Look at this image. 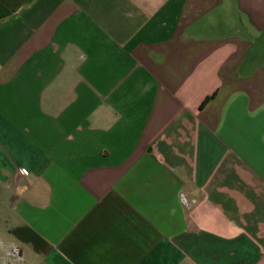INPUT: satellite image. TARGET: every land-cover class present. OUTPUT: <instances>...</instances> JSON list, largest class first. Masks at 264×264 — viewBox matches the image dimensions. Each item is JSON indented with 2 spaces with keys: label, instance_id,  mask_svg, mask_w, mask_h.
Segmentation results:
<instances>
[{
  "label": "crops",
  "instance_id": "obj_1",
  "mask_svg": "<svg viewBox=\"0 0 264 264\" xmlns=\"http://www.w3.org/2000/svg\"><path fill=\"white\" fill-rule=\"evenodd\" d=\"M14 247L264 264V0H0V264Z\"/></svg>",
  "mask_w": 264,
  "mask_h": 264
},
{
  "label": "built area",
  "instance_id": "obj_2",
  "mask_svg": "<svg viewBox=\"0 0 264 264\" xmlns=\"http://www.w3.org/2000/svg\"><path fill=\"white\" fill-rule=\"evenodd\" d=\"M20 173L26 175L27 171L25 169H20ZM181 202L183 204H187L188 202L184 198L183 195H181ZM194 202V201H192ZM8 258L11 260L10 264H17L18 262L21 261V256H20V251L17 247L12 248L8 253H7Z\"/></svg>",
  "mask_w": 264,
  "mask_h": 264
},
{
  "label": "trees",
  "instance_id": "obj_3",
  "mask_svg": "<svg viewBox=\"0 0 264 264\" xmlns=\"http://www.w3.org/2000/svg\"><path fill=\"white\" fill-rule=\"evenodd\" d=\"M211 99V97H207L204 102L202 103L201 107H203L209 100Z\"/></svg>",
  "mask_w": 264,
  "mask_h": 264
}]
</instances>
